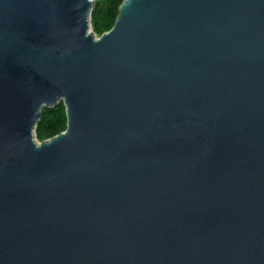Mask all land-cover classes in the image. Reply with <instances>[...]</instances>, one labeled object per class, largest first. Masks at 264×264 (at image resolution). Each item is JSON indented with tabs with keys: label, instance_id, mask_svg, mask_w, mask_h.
I'll use <instances>...</instances> for the list:
<instances>
[{
	"label": "water",
	"instance_id": "1",
	"mask_svg": "<svg viewBox=\"0 0 264 264\" xmlns=\"http://www.w3.org/2000/svg\"><path fill=\"white\" fill-rule=\"evenodd\" d=\"M93 5L0 0V264H264V0Z\"/></svg>",
	"mask_w": 264,
	"mask_h": 264
},
{
	"label": "trees",
	"instance_id": "2",
	"mask_svg": "<svg viewBox=\"0 0 264 264\" xmlns=\"http://www.w3.org/2000/svg\"><path fill=\"white\" fill-rule=\"evenodd\" d=\"M122 0H96L91 12V28L98 36L109 30L117 16L118 6ZM66 116L63 103L60 101L53 108H43L35 127L38 140L50 138L63 131Z\"/></svg>",
	"mask_w": 264,
	"mask_h": 264
},
{
	"label": "rangeland",
	"instance_id": "3",
	"mask_svg": "<svg viewBox=\"0 0 264 264\" xmlns=\"http://www.w3.org/2000/svg\"><path fill=\"white\" fill-rule=\"evenodd\" d=\"M95 1H96V0H93V2H95ZM92 9H93V8H92ZM96 35H97V34H96ZM97 36H98V35H97ZM59 102H60V101H59ZM59 102H58V103H59ZM61 102H62V101H61ZM55 106H56V105H55ZM55 106H54V107H55ZM52 108H53V107H52ZM42 109H43V108H42Z\"/></svg>",
	"mask_w": 264,
	"mask_h": 264
}]
</instances>
